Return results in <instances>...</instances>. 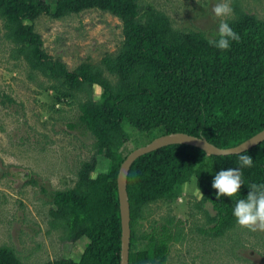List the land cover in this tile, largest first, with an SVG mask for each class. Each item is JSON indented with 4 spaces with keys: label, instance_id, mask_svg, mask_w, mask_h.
Instances as JSON below:
<instances>
[{
    "label": "trees",
    "instance_id": "obj_1",
    "mask_svg": "<svg viewBox=\"0 0 264 264\" xmlns=\"http://www.w3.org/2000/svg\"><path fill=\"white\" fill-rule=\"evenodd\" d=\"M233 4L228 23L241 39L221 50L208 43L214 37L174 27L165 12L143 7L142 0H57L53 5L0 0L11 57L27 63L30 79L45 77L50 85L42 88L54 91L58 101L70 98L77 104L78 120L70 126L89 132L94 148L109 161V170L95 177L96 160L82 162L75 186L53 193L51 230H61L64 241L87 238L88 243L78 260L63 257L44 264H121L118 174L127 157L125 126L145 134L186 133L221 149L237 147L264 130V18L247 12L241 0ZM93 9L118 17L124 40L99 63L85 61L70 70L47 53L36 23L43 16L63 20ZM95 87L102 90L99 96ZM247 152L254 164L243 169L245 181H264V141ZM238 158L173 144L135 160L128 175L130 264H167L172 245L184 241V230L172 211L151 230H143L144 211L158 201L172 202L193 179L202 196L192 207L209 224L199 231L222 237L234 230V199L217 200L212 180L221 168L238 167ZM248 192V185H242L240 194ZM207 203L214 215L206 210ZM0 264L28 263L13 246L1 245Z\"/></svg>",
    "mask_w": 264,
    "mask_h": 264
},
{
    "label": "rangeland",
    "instance_id": "obj_2",
    "mask_svg": "<svg viewBox=\"0 0 264 264\" xmlns=\"http://www.w3.org/2000/svg\"><path fill=\"white\" fill-rule=\"evenodd\" d=\"M46 1L53 5L57 0ZM215 2L142 0L143 7L165 12L174 27L203 31L207 37L218 33L220 18L212 11ZM230 3L233 9L234 0ZM241 3L247 12L264 18V0ZM36 30L47 53L70 70L85 61L99 63L102 57L117 52L124 40L122 21L98 9L63 20L43 16ZM3 34L0 21V246H13L28 264L63 257L78 260L88 239L68 242L62 240L61 230H51L52 196L75 186L82 162L96 160L95 177L109 170V161L94 148L89 132L70 126L78 120L77 104L70 98L58 101L54 91L42 88L50 85L45 77L30 79L27 63L11 57L13 46ZM101 92L95 87L97 96ZM125 128L129 133L123 149L126 156L164 136L159 131L145 134L129 125ZM201 196L193 179L172 202L158 201L146 207L141 229L151 230L155 221L172 211L184 230V241L172 245L167 264H264V228L237 224L222 237L199 231L209 227L206 216L192 207ZM205 208L215 214L211 203Z\"/></svg>",
    "mask_w": 264,
    "mask_h": 264
},
{
    "label": "clouds",
    "instance_id": "obj_3",
    "mask_svg": "<svg viewBox=\"0 0 264 264\" xmlns=\"http://www.w3.org/2000/svg\"><path fill=\"white\" fill-rule=\"evenodd\" d=\"M213 14L220 18L217 35L208 40L215 48L227 50L232 41H239L240 34L228 23L233 9L230 0H216L212 8ZM201 142L204 139H199ZM243 147V146H242ZM238 167L221 168L214 174L212 187L217 200L227 196L234 199L232 214L236 223L247 228H264V181L248 184L243 177V169L252 167L254 159L246 150L239 153ZM247 184L249 192L241 195V186Z\"/></svg>",
    "mask_w": 264,
    "mask_h": 264
},
{
    "label": "water",
    "instance_id": "obj_4",
    "mask_svg": "<svg viewBox=\"0 0 264 264\" xmlns=\"http://www.w3.org/2000/svg\"><path fill=\"white\" fill-rule=\"evenodd\" d=\"M199 138L186 133H171L168 135H164L158 139H155L151 143L146 146L140 147L138 149L133 150L125 159L123 164L121 165L119 174H118V191L120 198V213L122 219V252H121V264H130V249H131V208H130V200L128 193V175L131 169L132 164L135 160H137L140 156L157 150L159 148H163L173 144H186L201 148L207 152L208 155H235L239 154L244 150H249L252 147L260 144L264 141V130L248 139L241 145L228 149H221L209 141L204 139L201 142ZM243 146V147H242Z\"/></svg>",
    "mask_w": 264,
    "mask_h": 264
}]
</instances>
